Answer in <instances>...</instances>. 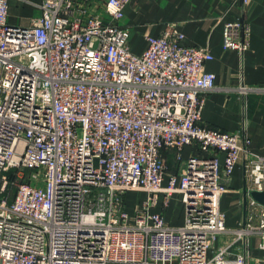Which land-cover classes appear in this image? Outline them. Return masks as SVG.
Listing matches in <instances>:
<instances>
[{
    "label": "built area",
    "instance_id": "built-area-1",
    "mask_svg": "<svg viewBox=\"0 0 264 264\" xmlns=\"http://www.w3.org/2000/svg\"><path fill=\"white\" fill-rule=\"evenodd\" d=\"M24 1L39 14L14 24L0 0V264H245L251 237L264 248L249 195L264 190V157L201 121L207 93L233 88L205 69L208 47L167 24L132 53L130 0ZM247 30L225 22L222 48L243 53ZM238 164L246 211L228 227L220 199ZM129 191L143 193L131 211ZM174 193L177 226L151 210Z\"/></svg>",
    "mask_w": 264,
    "mask_h": 264
},
{
    "label": "crops",
    "instance_id": "crops-1",
    "mask_svg": "<svg viewBox=\"0 0 264 264\" xmlns=\"http://www.w3.org/2000/svg\"><path fill=\"white\" fill-rule=\"evenodd\" d=\"M28 1L36 3L40 0ZM15 3L14 0L8 2L11 23L24 24L29 17L39 14L37 7L27 3L20 15H14ZM18 4L21 2L18 1ZM240 19L248 27L247 48L243 53L223 49L224 23ZM120 24L129 29V50L132 53L143 51L146 35L157 36L167 24H172L183 34V44L208 47L212 59L206 62L205 69L214 73L216 85L234 88L242 83L248 86L264 83V0H247L244 6L233 0H130L124 8ZM233 88L207 93L201 121L228 132L242 131L251 152L264 157V93H249L242 98ZM190 151L189 147H185L183 154L187 155ZM166 159L169 170L173 171L170 153L166 154ZM243 186L242 164H238L229 187L220 199V208L225 213L228 227L242 223ZM180 199L181 195L174 193L167 208H162L159 203L151 210L161 211L169 225H181L184 222V207ZM257 245V238L251 237L245 264H264V248Z\"/></svg>",
    "mask_w": 264,
    "mask_h": 264
},
{
    "label": "rangeland",
    "instance_id": "rangeland-1",
    "mask_svg": "<svg viewBox=\"0 0 264 264\" xmlns=\"http://www.w3.org/2000/svg\"><path fill=\"white\" fill-rule=\"evenodd\" d=\"M16 3L14 4V8H16V10L14 9L12 12L13 14H18L20 15V11L22 10L23 6L26 5L27 3L24 0H19L21 2V4H18V0H14ZM168 165V164H167ZM169 167V165H168ZM143 197V193L140 191H129L126 194L125 200H126V204H127V209L129 211L132 210L133 205L140 200Z\"/></svg>",
    "mask_w": 264,
    "mask_h": 264
},
{
    "label": "water",
    "instance_id": "water-1",
    "mask_svg": "<svg viewBox=\"0 0 264 264\" xmlns=\"http://www.w3.org/2000/svg\"><path fill=\"white\" fill-rule=\"evenodd\" d=\"M242 193H243V210H244V215H245V211H246V189L245 186H243L242 189ZM250 197L255 200L256 202H258L261 205H264V190L262 191H256V190H252L251 192H249Z\"/></svg>",
    "mask_w": 264,
    "mask_h": 264
}]
</instances>
